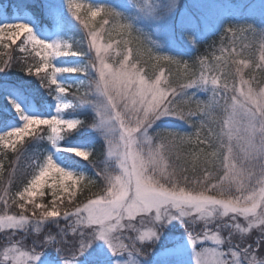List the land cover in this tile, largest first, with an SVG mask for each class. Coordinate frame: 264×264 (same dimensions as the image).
Returning a JSON list of instances; mask_svg holds the SVG:
<instances>
[{
	"label": "snow or ice",
	"instance_id": "snow-or-ice-1",
	"mask_svg": "<svg viewBox=\"0 0 264 264\" xmlns=\"http://www.w3.org/2000/svg\"><path fill=\"white\" fill-rule=\"evenodd\" d=\"M68 6L88 31L87 52H71V44L42 39L29 23L0 24V48L7 57L0 72L19 67L38 77L55 100L54 107L42 101L39 109L26 108L17 97L27 90L0 81L5 107L14 109L0 110V150L14 155L7 177L0 161V232L8 240L0 255L9 264H30L38 258L33 256L37 244L79 255L97 238L108 241L115 252L130 243L153 242L161 225L180 220L194 245L215 242L216 247L197 253V264H264V86L244 73L248 67L264 70V54L256 65L251 59L223 57L209 63L205 57L199 72L174 86L164 79L163 70L147 74L143 52H134L132 40L124 38L133 29L121 22L119 12L76 0H68ZM84 8L86 19L81 16ZM101 13L102 31H97L93 21ZM113 33L122 38L115 39ZM70 55L91 59L59 66L58 57ZM154 59L157 64L183 63L188 69L172 56ZM228 62L235 64L233 80L221 86L214 73L224 74ZM63 73H79L87 80L66 83L60 79ZM81 88H86L82 94ZM201 92L208 98L201 99ZM181 103H194L196 110L185 111ZM90 108L95 116L89 124L79 116ZM217 113L223 114L219 120ZM172 120L187 122L195 131L179 130ZM82 129H92L91 134L82 136ZM98 137L103 139L99 162L90 159ZM42 143L47 144L44 150L30 152ZM22 159L31 171L13 192ZM82 181L85 189L99 184L100 191L77 203ZM46 186L51 188L50 205L36 200L45 196ZM65 196L70 209L60 207ZM46 223L56 225L55 235L42 234L33 239L30 251L22 250L17 237L41 233Z\"/></svg>",
	"mask_w": 264,
	"mask_h": 264
},
{
	"label": "rangeland",
	"instance_id": "rangeland-1",
	"mask_svg": "<svg viewBox=\"0 0 264 264\" xmlns=\"http://www.w3.org/2000/svg\"><path fill=\"white\" fill-rule=\"evenodd\" d=\"M56 2V0H54ZM97 1L99 0H76L77 3L82 5H93L98 6ZM126 5H131L133 7V11L137 14H145L146 17L150 20V25L158 31H154L158 36L154 41H157L163 48L178 47L176 43L178 40L182 44H187L189 47H192L194 43V39L196 35H200V29L204 25L203 29H207L208 26L216 27L218 23L212 25L209 22L214 20L215 22H221L227 7H230L235 11V14L238 15L242 12H247V16L254 17L256 21L264 20V0H121ZM221 12V16H213L209 14L211 11L217 12V9ZM87 10L86 8L81 10V13ZM72 19H75V16L72 14L71 10L69 13ZM82 19H84L81 14ZM99 15L95 18L98 19ZM17 22H25L32 25L34 32L37 36L42 39L48 40L50 42L56 43H67L71 44L70 36L62 34V23L60 22L57 26V30L51 32L48 28L45 31L40 30L38 24L35 23V18L31 14H27L26 17L23 15H18L15 12L14 19L0 22V24L6 23H17ZM81 23V28H84L83 23ZM164 27L163 32H161V28ZM199 26V28H198ZM166 27H169L172 31L183 32V35L177 37L168 38V32ZM260 29V28H258ZM97 31H102L101 27L97 29ZM51 36L49 37L48 35ZM106 37L103 36V39ZM235 38L231 37L230 41L232 42V46L230 47V52H239L240 49L234 45L233 41ZM244 43L243 45H245ZM261 45V43H260ZM169 46V47H166ZM131 47V46H130ZM241 47V46H240ZM65 51H69V49H64ZM71 52H73L70 49ZM224 52H229L228 48L223 50ZM0 52H5L3 48H0ZM245 54L246 52H241ZM260 52H258V56H260ZM264 54V51L262 52ZM71 56V55H70ZM70 56H62L58 57L59 66H64L61 64V61L66 60ZM239 60H248L246 58H240ZM262 63L260 58L258 59V64ZM75 66V65H73ZM161 70L164 71L162 68ZM245 70V69H244ZM164 79H168V75L166 71L164 72ZM64 73L61 74L60 79L65 82ZM217 75V74H216ZM220 74H218L219 76ZM7 75H3V72H0V80L6 79ZM246 79H251L247 77L245 73ZM253 80V79H252ZM221 83V82H220ZM255 83V82H254ZM264 86V84H261ZM32 90V89H31ZM21 103L26 104V108L31 109H39L33 105L29 106V102L27 97L24 94H21L17 97ZM54 103L50 106L54 107ZM2 106V105H1ZM4 107L8 112H14L11 104H7V107ZM67 109H65L66 112ZM95 116V115H94ZM10 151L7 152V154ZM2 154H5L3 150H0V161L2 158ZM5 156V155H4ZM51 181H49V184ZM1 191L3 192L4 184L1 182ZM83 181L81 182V188L77 193V196L82 191ZM2 192L0 194H2ZM45 196L43 198L37 197L36 200L38 203H43L45 205L51 204V188L45 187L44 189ZM84 200V199H82ZM65 203L60 205L61 208L67 207L71 208L72 205L68 204L67 197H64ZM78 203V201L76 200ZM59 203V202H58ZM14 211V209H13ZM62 220V218H60ZM50 224V223H49ZM150 226V225H149ZM44 227V226H43ZM42 227V228H43ZM197 231L199 230V225L196 226ZM163 229V231L161 230ZM258 234V233H257ZM42 235L40 233H32L30 235L20 237L17 239L20 240V244L22 250L30 251L33 247L32 241L33 239L39 238ZM7 233L0 232V253L4 247L8 246V240L6 239ZM254 238V237H253ZM251 240H249V243ZM127 243V241H125ZM128 247L132 248L136 252V255L133 254L132 251H128L130 255L129 258L126 256H120V249L115 252H111L112 247L109 245L108 241L97 238L92 243L91 246L83 253L76 254L75 251L69 250L67 255H63L60 253V249H58L53 244L48 245H36V251L33 253L34 257L30 261V264H102L104 260H97L98 256L106 258L107 256H120L119 258L111 257L106 264H197V253L202 252L206 247H216L215 242L212 241H197L194 245L189 238V228L185 226V224L180 220H172L170 223H166L161 225L158 231V238L153 242H135L130 243ZM97 252L95 251V249ZM69 256V257H67ZM119 259V260H116ZM97 260V261H96ZM0 264H9V261L5 260V258L0 255Z\"/></svg>",
	"mask_w": 264,
	"mask_h": 264
},
{
	"label": "trees",
	"instance_id": "trees-1",
	"mask_svg": "<svg viewBox=\"0 0 264 264\" xmlns=\"http://www.w3.org/2000/svg\"><path fill=\"white\" fill-rule=\"evenodd\" d=\"M107 6L109 8L114 9L115 11L119 12L117 9L109 6V5H103ZM120 13L121 19L123 23H128L127 19L123 17ZM84 19L88 17V12L85 10L82 12ZM103 17V13L99 15L98 19H94L93 23L98 29L100 27V21ZM249 23L245 21H235L231 23L230 28L233 30V33H227L224 32L220 36H212L208 42L205 43H198L197 50L194 51L191 55H180V57H175L177 60L186 62L188 65L187 71L185 70L184 64L181 63L179 65L177 64H171L165 61H160L159 64H157L156 60L154 59L155 55H161L160 53H156L155 50L147 43L145 36H143L138 30L133 29L131 37H124L132 40V43L129 45L133 48L134 52L136 50H140L143 52V55H141V60L145 62V67L147 74L151 76L154 71H157V69H164V72L166 71L169 80L173 82V85L177 84H185L188 82V80L191 78V74L193 71L199 72L200 70V61L207 57L209 63H215V57H223L225 61H238L240 58H246V59H251L253 61V64L256 65L258 64V59L260 58L262 52L264 51V45H260L261 39L263 37H260L259 33L257 31H252L249 29ZM253 28V27H252ZM76 37H74V46L73 49L79 52H87L88 49V43H89V35L87 29L84 27L81 28V23L76 27ZM104 37H106L104 40L108 41V32H104ZM113 37L115 39H121V36L116 35L113 33ZM231 37H234L235 41H233L234 45L237 46V48L240 49L238 53L241 52H246L245 54H240L237 55L238 53L235 52H230V47L232 46V42L230 41ZM138 38V39H136ZM246 43L245 45H243ZM241 46V47H240ZM225 48H228L229 52H224ZM148 49H151V55L148 53ZM260 56H258V52H260ZM232 53L231 56L228 54ZM84 57L85 61L91 59L90 56H81ZM7 57L4 56L3 52H0V62H2L4 59ZM37 61H31L30 63L35 64ZM153 65H157V68H153ZM235 64L228 62L225 67H223V73L221 74L223 77L221 79V83H232L233 77H232V72L234 71ZM244 73H246L247 77L253 79V82L259 83V84H264V70H261L259 67H248L245 68ZM214 74H219V73H214ZM3 75L9 76L13 81L20 82V84L28 87L29 89H32L31 91L33 94L39 96V97H44L48 93L47 89L43 88L40 84V80L38 77L35 76H30L26 72L22 71L19 67H10L8 68L5 72H3ZM43 75V73L41 74ZM83 80H87V77L82 78ZM238 80V77H237ZM254 83V84H255ZM74 90V89H73ZM86 91V88H81L80 93L82 94L83 92ZM223 103V101H221ZM185 111L188 110H196V105L193 104H185L181 103L180 105ZM94 113L92 110L88 109V113L86 115H80L82 120L87 121V123H91L93 118H94ZM217 120L221 119L223 117L222 113H217ZM171 123H174L176 127L179 128V130L186 131V132H194L195 129L189 125L187 122L184 121H177V120H172L170 121ZM219 131L218 125L214 124L212 125ZM88 131H92V129L89 130H81V135L82 136H87ZM193 139H195L193 137ZM103 140L97 139V143L95 145L96 152L95 154L90 157V159L94 161H101L103 159ZM47 147L46 143H42L40 145L34 146L33 149H30V152L34 151L36 153L41 152ZM187 148L188 146L185 145L183 146ZM5 154H2L1 161L4 163V172L3 176L7 177L9 175L10 169L8 167L10 161H14V155L9 152L6 156ZM28 161L27 159H22L19 164V168L17 170V174L14 180V184L12 186V191H16L17 187L23 180L24 174L27 172H30L31 169L28 168L27 165ZM87 163V162H85ZM102 166V165H100ZM91 175V173H88ZM3 182V179L0 178V184ZM4 184V182H3ZM84 184V182H83ZM82 191L79 193L77 196V201L78 203L82 201V199H85L86 196H91L93 193L100 191V185L97 184L95 186L93 185H88L87 189L82 187ZM1 189V185H0ZM2 191L0 190V193ZM62 226V225H61ZM54 227L56 225H51L49 223H46L44 227L41 229L40 234H47L51 232L53 235H55V232L53 231ZM95 249V248H94ZM97 252V250L95 249ZM66 254L65 252H63ZM68 253V252H67Z\"/></svg>",
	"mask_w": 264,
	"mask_h": 264
}]
</instances>
